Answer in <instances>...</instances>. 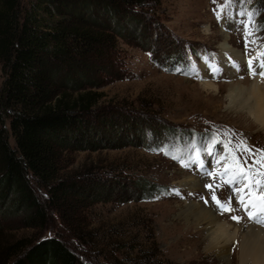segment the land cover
Wrapping results in <instances>:
<instances>
[{
	"label": "rangeland",
	"instance_id": "rangeland-1",
	"mask_svg": "<svg viewBox=\"0 0 264 264\" xmlns=\"http://www.w3.org/2000/svg\"><path fill=\"white\" fill-rule=\"evenodd\" d=\"M225 2L161 0L153 9L136 15L116 11L119 15L115 17L110 11L102 12V21L119 34L114 35V55L104 56L105 64L93 66L84 79L76 76L77 84L103 93L93 118H89L87 135L81 139L82 145L94 146L96 151L64 152L63 173L84 175L90 171L89 178H99L106 170L124 167L131 171L120 178L111 172L112 178L105 176L97 182L88 191L91 200L84 207L74 202L76 198L67 196L64 203L62 199L59 204L63 205L47 211L43 228L28 227V214L14 215L10 197L0 205L1 247L20 239L35 243L51 236L71 242L74 230L87 222L95 237L98 233L116 237L120 232H129L142 244L153 236L164 264H241L239 242L255 228L234 226L230 221L232 212H220L212 200L213 191L220 200L231 195L239 201V197L228 184H221L219 176L214 179L206 172L222 173L238 164L247 171L248 165L259 159L256 150L264 149L261 128L246 109L239 107L238 100L234 101L237 94L230 95L231 84L246 86L252 78L244 79L229 69L233 61L221 48L226 43L248 62L251 48L264 47V40L257 39L264 37V31L249 36L246 47L249 29L241 22L247 16L239 15L254 12L256 25H264V0H232L227 9L230 18L218 20L214 9ZM203 63L207 64L204 75L198 68H203ZM4 79L0 66V90ZM205 82L217 89L203 87ZM164 127H175L191 136L180 142L166 136ZM8 128L10 146L16 148L9 123ZM241 142L254 154L244 152ZM238 157L242 159L238 161ZM187 162L191 163L184 166ZM255 168L262 172L259 164ZM138 178L150 181L156 191L163 192L154 201H132ZM208 184L213 185L212 190L206 187ZM39 198H44V193ZM194 205L212 211L231 226L230 233L236 238L225 251L221 248L224 244L210 245L208 223L198 225L195 218L186 217ZM237 208H241L239 202Z\"/></svg>",
	"mask_w": 264,
	"mask_h": 264
},
{
	"label": "trees",
	"instance_id": "trees-1",
	"mask_svg": "<svg viewBox=\"0 0 264 264\" xmlns=\"http://www.w3.org/2000/svg\"><path fill=\"white\" fill-rule=\"evenodd\" d=\"M160 2L0 0V66L5 75L0 90V205L12 197L10 209L14 215L28 214V227L43 228L49 208L63 205L67 196L84 207L91 200L88 191L105 176L130 173L131 168L124 167L112 174L106 170L99 178H89L90 171L63 173L62 157L72 149L96 151L94 146L82 145L81 139L103 93L77 84L76 79H84L93 66L102 67L104 56L116 50L114 35L119 34L102 21V12L110 11L115 17L116 11L136 15ZM68 81L72 84H65ZM7 122L16 148L10 146ZM162 132L180 142L191 136L175 127H164ZM133 189L134 202L154 201L163 192L142 178ZM88 229L92 227L87 222L80 225L71 242L51 236L35 243L20 239L0 244V264H164L153 236L140 244L129 232L95 237Z\"/></svg>",
	"mask_w": 264,
	"mask_h": 264
},
{
	"label": "bare ground",
	"instance_id": "bare-ground-1",
	"mask_svg": "<svg viewBox=\"0 0 264 264\" xmlns=\"http://www.w3.org/2000/svg\"><path fill=\"white\" fill-rule=\"evenodd\" d=\"M228 39V36H226L225 42H227ZM221 48L225 53H227V56H229L228 58L237 65L241 66L247 63V59H245L241 53L234 50L233 48H230V46H227L226 43H224ZM256 70L258 73L259 69L257 68ZM238 84L230 85V95L232 96L233 94H237L236 97H234V101L236 102V100H238L237 104H239V107H241V109L247 110L249 116L264 133V78L256 75L249 84H246V86L241 84V87ZM203 87L209 88L211 90L217 89V87L211 82L203 83ZM261 196H264V194H256L254 196L256 198L251 200L252 203L257 205V207L252 210L259 212ZM185 214H187L186 217L195 218L194 221L198 222V225L201 223H208V225H210V230L208 231L207 237L209 239L210 245L213 244L215 246H219L224 244V247L222 245L221 248L225 251L227 245L233 242L236 238V234L231 235L230 233L231 226L222 221L220 216L215 215L212 211L207 210L200 205H194L190 207ZM239 243L241 264H264V230L253 229L252 231H249L248 234L243 235L242 240Z\"/></svg>",
	"mask_w": 264,
	"mask_h": 264
},
{
	"label": "snow or ice",
	"instance_id": "snow-or-ice-1",
	"mask_svg": "<svg viewBox=\"0 0 264 264\" xmlns=\"http://www.w3.org/2000/svg\"><path fill=\"white\" fill-rule=\"evenodd\" d=\"M213 3H218V0H213ZM232 0H226L224 4H218L217 9H214L216 11L217 19L220 20L222 17H228L230 18V13L227 12V9L231 7ZM241 16H247L246 21H242L241 23L245 24L246 29H249L246 32V47L248 43V37L255 35L256 32L264 31V25H256L254 16L256 13L254 12H241L239 13ZM257 39L264 40V37H257ZM252 43H255V40L251 41ZM260 58H264V51H261L259 53ZM257 57H253L252 59L248 60V69L249 73L252 76L259 75L261 78H264V59H258V62L254 66V60H257ZM233 66L238 68V65L233 62ZM194 67V65H193ZM259 69V72L257 73L256 69ZM216 71H219V69H215ZM225 147H228V145H225ZM241 149L244 152H247L249 155H253V150L248 148L247 145L244 142H241ZM256 153L259 154V159L254 160L252 165H248L247 171H243L239 164L237 168H233L231 170H226L222 173H215V172H206V175L213 177L214 179L219 176L221 184H228L231 188L233 193H236L239 197V204L244 208L246 215L248 219L252 220L254 223L264 226V196H261V204L259 205V212L254 211L252 209H255L257 207L256 204L252 203L251 200H245V196L242 192V189L247 186V182L249 181L250 176L256 177V176H262L264 177V172H259L255 168V164H259L261 167H264V149L256 150ZM178 159V157H173ZM238 161L242 158H237ZM219 162V161H218ZM244 164H247V161H243ZM187 166V165H184ZM203 167V166H202ZM253 183L259 184V180H252ZM220 185H217L219 187ZM207 188L210 190L213 189V185L208 184L206 185ZM251 191V190H249ZM232 199L233 197L230 195L227 200H220L215 192L213 191L212 200L217 204L218 209L221 213L224 212H233L235 209L232 207ZM207 203V201H205ZM232 219L239 222L241 217L238 216H232Z\"/></svg>",
	"mask_w": 264,
	"mask_h": 264
}]
</instances>
